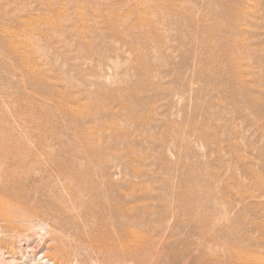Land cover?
<instances>
[{"label": "rangeland", "instance_id": "1", "mask_svg": "<svg viewBox=\"0 0 264 264\" xmlns=\"http://www.w3.org/2000/svg\"><path fill=\"white\" fill-rule=\"evenodd\" d=\"M0 161V264L263 257L264 0H0Z\"/></svg>", "mask_w": 264, "mask_h": 264}, {"label": "bare ground", "instance_id": "2", "mask_svg": "<svg viewBox=\"0 0 264 264\" xmlns=\"http://www.w3.org/2000/svg\"><path fill=\"white\" fill-rule=\"evenodd\" d=\"M0 162H2V161H0ZM8 162V161H7ZM24 172L25 173H28L29 174V172H31V171H29V169L28 168H25L24 169ZM5 174V175H7V176H9V175H11V173H10V171H9V173L8 172H5L4 170H3V167H2V165H0V174ZM27 174V175H28ZM68 191H69V193H70V195H71V200H70V202L71 203H74V202H76L77 204L80 202V200L82 199V196L84 195V193L85 192H87V191H89V189H85V190H83V189H72V190H70V189H68ZM81 203V202H80ZM112 216H115V221L118 223V225H119V227H120V229H121V235H122V233L124 232V223L119 219L120 217H118V215L116 214V213H114L113 212V215ZM136 229V228H135ZM255 229V231L256 232H258L257 234H258V237H252L251 238V241L252 242H261L262 244H260L259 246L261 247V246H264V235H263V232L262 233H260V231L259 230H257L256 228H254ZM132 230V229H131ZM130 233V232H129ZM133 233V232H132ZM132 235V234H131ZM134 235V234H133ZM136 237V239L134 240V244L137 246V247H139V248H137V249H135V252H137L138 250H140V249H142L143 250V237H141V236H139V237H137V236H135ZM250 236H248V238H249ZM245 238H247V237H245ZM255 238H258V239H255ZM236 242H239V241H237L236 240ZM37 245V244H36ZM36 245H35V247H36ZM93 245V244H92ZM133 245V244H132ZM40 246V245H39ZM103 250H105L106 252H109V254L110 255H113V256H118V257H121V258H123V257H126L127 256V254H129V253H133V250H130V247H129V243L128 242H124V238L122 237V239L121 240H118L117 242H114L113 240H109V241H107L106 243H104V245H102V246H100ZM32 248V247H31ZM37 251H38V245H37ZM34 250H35V248H34ZM31 251V250H30ZM245 251V250H244ZM249 251V250H248ZM36 252V251H35ZM238 252V251H237ZM237 252H235V253H237ZM253 252V251H252ZM249 253V252H248ZM255 253V252H254ZM177 254V253H176ZM31 255V254H30ZM47 255V254H46ZM60 255V254H59ZM237 255H239V254H237ZM246 255H247V253H246ZM245 255V256H246ZM242 256H243V254H242ZM242 256L240 255V257L242 258ZM245 256H244V258H245ZM237 257V256H236ZM264 257V256H263ZM262 256H259V257H256V256H253V255H250V254H248L247 255V258H245V259H247L248 260V263L247 264H264V258H263ZM238 258H239V256H238ZM37 259V264H54V261H52V260H50V259H48L46 256H44L43 254H41L38 258H36ZM244 259V260H245ZM59 261V260H58ZM65 261H69L70 262V260L69 259H66ZM241 261V260H240ZM60 262V261H59ZM100 261H98V263H99ZM247 262V261H246ZM242 263V262H241ZM57 264V263H56ZM99 264H102V263H99ZM244 264V263H243ZM246 264V263H245Z\"/></svg>", "mask_w": 264, "mask_h": 264}]
</instances>
